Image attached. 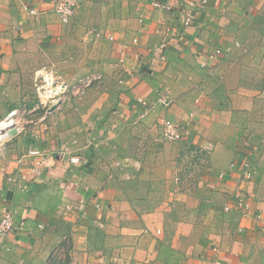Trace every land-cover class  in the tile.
<instances>
[{"label":"crops","instance_id":"0c3cea01","mask_svg":"<svg viewBox=\"0 0 264 264\" xmlns=\"http://www.w3.org/2000/svg\"><path fill=\"white\" fill-rule=\"evenodd\" d=\"M54 2L0 0V121L36 110L42 68L91 80L0 156V264H264V0H80L67 24Z\"/></svg>","mask_w":264,"mask_h":264},{"label":"built area","instance_id":"2783aa9c","mask_svg":"<svg viewBox=\"0 0 264 264\" xmlns=\"http://www.w3.org/2000/svg\"><path fill=\"white\" fill-rule=\"evenodd\" d=\"M207 0H198L199 6H203L206 3ZM80 5V0H55L54 2V12L57 14L59 21L62 24H67L72 16L74 15L75 11ZM152 6L154 8H158L164 11H169L172 9V6L167 3H159V2H153ZM189 7H193V3H188ZM28 13L30 15H37V12L33 9L28 10ZM192 20V15L190 14V11H185L184 17L182 19L183 26H190ZM108 40H113L112 36H108ZM133 43H137V40L134 39ZM165 42L159 44L157 47L154 48V52L157 53V59L163 60V51L165 49ZM211 58V57H209ZM151 61H154L152 59ZM99 77L97 76L98 79ZM91 84V80H85L81 82L78 86H70L67 84L64 80H62L59 76H57L52 70L42 68L39 70V72L36 73L35 77V93L38 103L44 108V114L47 115L49 112V109L53 106H58L63 102L66 96L68 94H82ZM141 104H146V102H143L142 100H138ZM163 105H167L163 103ZM16 114V111L11 112L7 117L2 119L0 121V125L6 121V119L12 120V117ZM44 115V116H45ZM146 115V111H144L141 114V117ZM14 122V125H16V122ZM160 138L163 141L166 142H176L181 141L183 139L182 133L180 131V128L177 124L172 122L168 119H162L160 121ZM6 129H0V133H5ZM18 134V133H16ZM14 134V135H16ZM14 135L10 137H6L4 140L0 142V156H4L6 154V145L8 139L11 137H15ZM23 157H26L31 162V168L30 172L32 174H38L40 172L41 167L44 164L45 160V154L44 152L39 148L31 147L29 148ZM77 161V158H70V162ZM229 168L234 170L235 165L230 164ZM242 174V178L250 181L254 178L255 172L252 168V163L250 161L243 162L239 168ZM220 178H222L223 174L220 173L218 175ZM179 178L176 179L178 181ZM235 201L236 205L240 208H243L244 210L249 207V204L246 203L244 200L242 194L237 193L235 194ZM225 211L229 210L228 206L224 207ZM257 218H260L259 216H256ZM16 224L14 223L13 214L10 210L3 209L2 210V216L0 219V238H6L8 235L12 234V232L15 230ZM216 251V250H215ZM208 264H221L220 260L212 259L209 261Z\"/></svg>","mask_w":264,"mask_h":264},{"label":"rangeland","instance_id":"374dc122","mask_svg":"<svg viewBox=\"0 0 264 264\" xmlns=\"http://www.w3.org/2000/svg\"><path fill=\"white\" fill-rule=\"evenodd\" d=\"M55 70H54L55 74L57 76H59L62 80H64L67 84H69L70 86L72 85L71 82L75 83L77 81L76 85L78 86L79 84H81V82L87 80V77H85V76L82 79V78H80L81 75L70 76L69 74H66L63 70L62 71L58 70V69H55ZM76 72L79 73V70L76 71ZM72 86H75V85H72ZM33 89L35 91V81H34ZM35 100H36L35 101L36 102L35 103L36 110L33 113L29 112L31 108H28V106H21V107H19L17 109L16 114H14V116L12 117V120L16 122V125L13 126V122L12 121H8L6 123L8 125V127H9L8 131L5 134L6 137H9V136H12L13 134H16L15 133L17 131L16 128L20 129L18 134L14 135L15 136L14 138L11 137V138L8 139L9 141H7V144H10V143L14 142L19 135L21 136L23 134V132H24V129H27V128L29 129V127H33V125H36L33 122L32 123L29 122L30 120L34 119V117H35V120H36L37 118H40L41 116L45 115L44 114V108H42V106L38 103L36 97H35ZM29 104L30 103H28L27 105H29ZM32 115H34V116H32ZM1 139L2 138H0V140ZM51 264H68V260L66 259L65 255L61 251V249H58V250L55 249L52 252V254H51Z\"/></svg>","mask_w":264,"mask_h":264},{"label":"bare ground","instance_id":"6f19581e","mask_svg":"<svg viewBox=\"0 0 264 264\" xmlns=\"http://www.w3.org/2000/svg\"><path fill=\"white\" fill-rule=\"evenodd\" d=\"M8 121H11L10 119H6V121H4L1 125H0V129H6V131H5V133H0V138H2L1 140H4L5 139V134H6V132L8 131V129H9V127H8V125L6 124ZM13 122V121H12ZM13 126H14V122H13ZM12 126V127H13ZM17 129V131L15 132V133H18V130H19V128H16ZM14 135V134H13ZM10 137V136H9ZM0 140V141H1Z\"/></svg>","mask_w":264,"mask_h":264},{"label":"water","instance_id":"95a60500","mask_svg":"<svg viewBox=\"0 0 264 264\" xmlns=\"http://www.w3.org/2000/svg\"><path fill=\"white\" fill-rule=\"evenodd\" d=\"M56 108V106H53L49 109V112H52L54 109Z\"/></svg>","mask_w":264,"mask_h":264}]
</instances>
